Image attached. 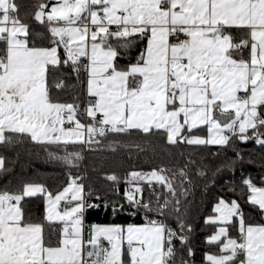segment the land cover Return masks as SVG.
<instances>
[{"label": "snow or ice", "instance_id": "1", "mask_svg": "<svg viewBox=\"0 0 264 264\" xmlns=\"http://www.w3.org/2000/svg\"><path fill=\"white\" fill-rule=\"evenodd\" d=\"M0 147L66 176L0 187V264H198L197 192L199 264H264V0H0ZM121 151L159 163L81 170Z\"/></svg>", "mask_w": 264, "mask_h": 264}, {"label": "trees", "instance_id": "2", "mask_svg": "<svg viewBox=\"0 0 264 264\" xmlns=\"http://www.w3.org/2000/svg\"><path fill=\"white\" fill-rule=\"evenodd\" d=\"M17 2L22 3L24 5H30L34 2V0H17ZM242 147H247L249 149L252 148V144L241 145ZM158 147H163V145H158ZM187 150V149H185ZM214 150V149H213ZM169 151L176 152L177 149H169ZM207 151V150H201ZM0 154H4L6 156V167L11 170L7 173L0 174V187H2L5 182L10 181L11 185H18L22 181H36V182H44L50 188L55 189L62 181H66V176L62 169L55 165L52 162H49L43 152L39 148H33L31 152L25 151L24 149H20L17 151L16 149L7 150L3 147H0ZM102 156H107V160H91L86 157L83 162L81 170L87 168L90 179L97 183L98 185L107 184V181L101 179V172L108 170H115L121 175H123L126 171L131 170V166L135 165L137 168H143L147 170L149 168L148 160H151L152 164L159 163L158 159L153 158L154 154L152 152H144L141 153L138 157L136 153L133 152L132 159L127 158V154L124 151L113 154L110 152L100 154ZM156 156H160V158L165 161L168 160L167 156H163L159 151L155 153ZM147 157V159H146ZM93 167L97 170L93 171ZM246 171H251L254 175L259 171L258 167L254 165H246ZM231 174L226 175L223 179H229ZM236 179L239 180V171L236 173ZM221 182L217 183L215 187L210 186V191L212 193H218L221 190ZM123 185H121V189ZM229 195H231L229 193ZM198 199H205V202L199 206V211L197 213L198 219L196 222L197 231L194 234V244L196 245V260L199 262L202 260V253L209 248L204 242L203 237L206 234H209L212 231L211 226H207L205 230L203 215H207L211 213V197L202 198L200 197V193L197 192ZM39 203V202H33ZM42 208V203L40 204ZM89 222H128L131 218L126 215H119L118 217L111 218V211H105L103 208L99 210H92L88 213ZM135 221H141L139 219Z\"/></svg>", "mask_w": 264, "mask_h": 264}, {"label": "crops", "instance_id": "3", "mask_svg": "<svg viewBox=\"0 0 264 264\" xmlns=\"http://www.w3.org/2000/svg\"><path fill=\"white\" fill-rule=\"evenodd\" d=\"M134 222L139 223V222H141V221H134ZM97 223H99V222H97ZM105 223H124V222H105Z\"/></svg>", "mask_w": 264, "mask_h": 264}, {"label": "built area", "instance_id": "4", "mask_svg": "<svg viewBox=\"0 0 264 264\" xmlns=\"http://www.w3.org/2000/svg\"><path fill=\"white\" fill-rule=\"evenodd\" d=\"M111 218H113V217H112V214H111ZM141 222H142V221H141Z\"/></svg>", "mask_w": 264, "mask_h": 264}]
</instances>
